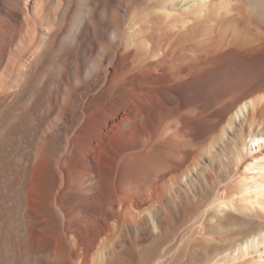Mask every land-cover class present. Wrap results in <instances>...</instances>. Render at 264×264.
I'll return each instance as SVG.
<instances>
[{"label":"bare ground","instance_id":"obj_1","mask_svg":"<svg viewBox=\"0 0 264 264\" xmlns=\"http://www.w3.org/2000/svg\"><path fill=\"white\" fill-rule=\"evenodd\" d=\"M263 259L264 0H0V264Z\"/></svg>","mask_w":264,"mask_h":264},{"label":"rangeland","instance_id":"obj_2","mask_svg":"<svg viewBox=\"0 0 264 264\" xmlns=\"http://www.w3.org/2000/svg\"><path fill=\"white\" fill-rule=\"evenodd\" d=\"M222 108H224V107H222ZM220 110H223V109H220ZM223 111H224V110H223ZM224 114H225V113H224ZM253 255H254V254H253ZM247 257H249V256H247ZM247 257H246V258H247ZM250 259H251V258H250ZM253 260H254V259H253ZM263 260H264V259H263Z\"/></svg>","mask_w":264,"mask_h":264}]
</instances>
